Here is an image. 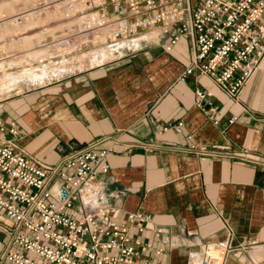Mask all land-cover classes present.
<instances>
[{"label":"crops","instance_id":"crops-1","mask_svg":"<svg viewBox=\"0 0 264 264\" xmlns=\"http://www.w3.org/2000/svg\"><path fill=\"white\" fill-rule=\"evenodd\" d=\"M126 45L0 99V139L47 165L92 142L109 150L101 202L118 209L117 222L136 210L152 217L141 231L130 227L148 246L142 259L205 264L223 243L220 264H264V57L232 99L206 76L177 80L191 59L185 36L171 46L160 35ZM196 89L210 94L214 119L195 106Z\"/></svg>","mask_w":264,"mask_h":264},{"label":"built area","instance_id":"built-area-1","mask_svg":"<svg viewBox=\"0 0 264 264\" xmlns=\"http://www.w3.org/2000/svg\"><path fill=\"white\" fill-rule=\"evenodd\" d=\"M62 3L64 17L75 19L82 32L113 48L112 53L135 36L160 35L170 46L185 36L191 59L177 80L206 76L232 99L264 57V0ZM194 100L206 119H214L217 106L209 93L196 89ZM181 127L172 128L180 133ZM15 130L11 124L12 135ZM97 143L47 165L0 139V213L8 222L0 225V264H160L140 257L148 246L130 232L132 225L141 231L152 217L136 210L117 222L118 209L101 202L97 179L108 172L109 150L95 149ZM214 248L213 264L227 246Z\"/></svg>","mask_w":264,"mask_h":264},{"label":"rangeland","instance_id":"rangeland-1","mask_svg":"<svg viewBox=\"0 0 264 264\" xmlns=\"http://www.w3.org/2000/svg\"><path fill=\"white\" fill-rule=\"evenodd\" d=\"M63 9L62 0H0V16H3L0 17V31L8 27V32L4 31V36H0V61L6 65L4 71H0V76L3 73H16L30 66L44 65L52 68L51 66L58 64L60 60L80 58L107 47L96 40L94 36L82 32L75 19L65 18ZM3 22L7 25L6 27L2 25ZM66 44L73 48L68 47L67 50H69L66 52L60 51L54 55L50 54L60 45L66 48ZM40 56L42 57L39 58ZM27 57L28 59L32 58L30 63L26 61L22 64L9 66L12 61L15 63L16 61L22 62ZM77 70L79 69L72 71ZM56 77L45 76L41 83L21 79L17 85L11 86L8 91L1 92L0 99L41 86V84L54 80ZM222 252L219 256H222ZM219 258L220 260H216L217 263L214 262L215 264L221 263L222 258Z\"/></svg>","mask_w":264,"mask_h":264},{"label":"bare ground","instance_id":"bare-ground-1","mask_svg":"<svg viewBox=\"0 0 264 264\" xmlns=\"http://www.w3.org/2000/svg\"><path fill=\"white\" fill-rule=\"evenodd\" d=\"M4 7H6V6H4ZM4 10H5V8H4ZM9 10H10V8H9ZM0 17H3V16L1 15ZM3 23L4 24H2V25L4 27H6L7 25H5V22H3ZM7 28L8 27H6V29H2L0 31V36L1 37L4 36V34H3L4 31L8 32ZM66 45H67L66 48L65 47H61V45H60V47H57L55 49V51H52L50 54L54 55L55 53L60 52V51L61 52L62 51L66 52V51L69 50V49L67 50L68 47L69 48H73V47H71V45H68V44H66ZM112 50H113V48L106 47V48L100 49V50H98V51H96V52H94V53H92L90 55H84L83 57H80V58L79 57H75V58H72V59H69V60H60L58 64H55L54 66H51L52 68H50V67L48 68V67H46L44 65H41L39 67L30 66L29 68H26V69L23 68V70H20V71H18L16 73H13V72L12 73H7V74L3 73L0 76V93L3 92V91H8L11 86L17 85L20 82L21 79L30 80L33 83H35V82L41 83L45 76H47V77H49V76L56 77V76L68 73V72H70V71H72L74 69L75 70L76 69L81 70V69H84V68H86L88 66L98 65V63L103 62L106 57H108V56H110L112 54ZM41 57L42 56H40L39 58H41ZM31 60H32L31 57L29 59L27 57V59L22 61V62L21 61L20 62L16 61V63H15V61L14 62L12 61V63H10L9 66H12V64H16V65L22 64V63H25L26 61L29 62ZM5 66L6 65L4 64V62L0 61V71L3 72L4 69H5ZM213 248L211 247L210 249H208L206 251L205 264L206 263L213 264L214 259H212V257H211V256L214 255V251H215V248L214 249ZM219 260H220V258H219Z\"/></svg>","mask_w":264,"mask_h":264}]
</instances>
